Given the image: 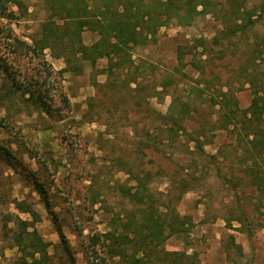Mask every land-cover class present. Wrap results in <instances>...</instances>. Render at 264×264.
Returning a JSON list of instances; mask_svg holds the SVG:
<instances>
[{
	"label": "rangeland",
	"instance_id": "obj_1",
	"mask_svg": "<svg viewBox=\"0 0 264 264\" xmlns=\"http://www.w3.org/2000/svg\"><path fill=\"white\" fill-rule=\"evenodd\" d=\"M48 1L0 0V264H22L34 230L49 264H121L106 234L141 241L147 221L160 264H264V160L251 168L244 117L253 90L264 99V0H195L201 14L163 18L131 68L82 73L34 51ZM262 129L264 115L257 142Z\"/></svg>",
	"mask_w": 264,
	"mask_h": 264
},
{
	"label": "trees",
	"instance_id": "obj_2",
	"mask_svg": "<svg viewBox=\"0 0 264 264\" xmlns=\"http://www.w3.org/2000/svg\"><path fill=\"white\" fill-rule=\"evenodd\" d=\"M89 1L92 2V6L89 5ZM47 5L50 13L42 25L39 38L33 40L34 51L41 55L49 50L53 58L64 60L67 71L74 73L83 72L82 62L88 61L95 67L100 59L108 60L109 71L115 67L124 68L127 65L131 68L134 64L131 50L138 45H145L149 36L156 34L163 26L161 23L163 18L175 19L180 23L189 22L201 14L198 7L203 6L195 0H49ZM86 30L98 32L100 40L91 46L85 45L82 35ZM123 57H127L125 58L127 61L122 60ZM116 58L119 60L113 63ZM132 83H136V79ZM24 92H27L35 103H39L45 109L47 106L45 100L48 98L46 94L41 91L32 92L29 89H24ZM263 100V96H260L258 92L254 95L253 90L252 104L244 112L245 119L251 123L248 128L249 134H247V156L253 164L251 168L253 166L255 168L258 164L257 158L254 157V150L256 151L257 148H259L257 154L264 160V139L259 142L254 139V119L259 120L264 115V107L261 105ZM218 104L222 111L227 109L222 103ZM236 110H238L237 106ZM236 110L233 111V116ZM248 115H251V118ZM224 128L228 129L226 125ZM251 137L252 140H250ZM254 180L259 181L255 172ZM41 193L43 194L42 191ZM176 224L173 222L169 224V227L175 228ZM128 227L132 228V224H128ZM143 229L148 232V235L141 241L130 239L127 235L119 238L112 233L106 234L107 239L112 242L110 247L112 258L119 257L121 264H160L159 260L154 259L149 252L153 244L156 247L164 240L163 227L147 221ZM137 230L136 234L139 233ZM60 237L65 241L62 231H60ZM127 242H138L139 247L137 246L135 254L126 253L123 247ZM25 243L28 244L25 246ZM19 246L22 252L26 253V256L22 258V264H29V258L33 260L31 264H49L48 244L36 230L29 233L26 239L21 238ZM145 248H149V252H144ZM29 249L31 252L27 253ZM37 255L41 256L40 259H37ZM172 256L179 257L180 253H174Z\"/></svg>",
	"mask_w": 264,
	"mask_h": 264
}]
</instances>
